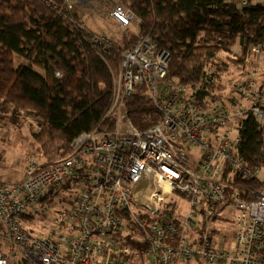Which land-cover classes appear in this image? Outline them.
I'll use <instances>...</instances> for the list:
<instances>
[{
  "label": "built area",
  "instance_id": "1",
  "mask_svg": "<svg viewBox=\"0 0 264 264\" xmlns=\"http://www.w3.org/2000/svg\"><path fill=\"white\" fill-rule=\"evenodd\" d=\"M110 17L123 33L140 23L120 4ZM130 41L106 115L71 154L52 165L34 157L20 182L0 177V264H264V142L256 165L237 155L241 122H264L263 86L250 78L234 103L200 105L183 86L164 85L169 52L140 33ZM250 54L264 60V46ZM142 88L162 117L144 131L124 105ZM247 183L258 187L231 191ZM145 185L155 189L147 204ZM224 204L236 209L231 244L223 236L230 220H219ZM53 209L50 231L32 235L33 219L47 223Z\"/></svg>",
  "mask_w": 264,
  "mask_h": 264
},
{
  "label": "trees",
  "instance_id": "2",
  "mask_svg": "<svg viewBox=\"0 0 264 264\" xmlns=\"http://www.w3.org/2000/svg\"><path fill=\"white\" fill-rule=\"evenodd\" d=\"M97 2L99 14L91 16L77 4L69 7L67 0H0V127L28 122L32 157L46 164L68 157L72 142L92 131L107 113L114 76L131 48L130 36L118 39L97 25L100 19L109 18L115 4L132 10L140 21L132 31L150 37L169 52L164 85L183 86L203 106H226L225 88L219 80L228 62L243 65L251 46H264L263 4L243 6L234 0ZM88 19L99 32L87 26ZM95 36L107 37L111 44L98 46ZM237 45L240 58L231 56ZM15 56L40 71L33 66L16 68ZM228 99L234 103V98ZM124 105L141 131L162 119L145 88L126 98ZM238 131L237 155L256 165L264 142V122L249 116ZM247 187L258 185L247 183L231 191ZM73 200V194L65 198L68 205Z\"/></svg>",
  "mask_w": 264,
  "mask_h": 264
},
{
  "label": "rangeland",
  "instance_id": "3",
  "mask_svg": "<svg viewBox=\"0 0 264 264\" xmlns=\"http://www.w3.org/2000/svg\"><path fill=\"white\" fill-rule=\"evenodd\" d=\"M69 4H77L81 6L83 9L87 10L89 15L99 14L97 12V0H67ZM118 4H115L112 9ZM110 10V12L112 11ZM98 22V21H97ZM97 25L102 26L104 29L111 31L116 38L121 39L124 36H130V40L132 35L136 33H140L137 31H129L123 33L122 30L119 29L117 24L112 20L109 14V18L100 19ZM95 23H92L91 20L88 19L87 26L96 32L98 31V27ZM141 34V33H140ZM132 43V42H131ZM132 46V44H131ZM234 54L231 56L234 58H240L241 50L240 46L237 45L234 48ZM222 58H225L226 55H221ZM245 59V58H244ZM15 67L18 68L20 66H33L28 60L21 59L15 56ZM246 63L243 65L233 64L228 62V67L226 72L222 73V76L219 80V84L221 87L225 88V102H231L228 97L235 99L234 87L242 82L249 80L250 78L255 79L260 86L264 88V60L256 58L251 54L245 59ZM33 69L36 71H40L37 67L33 66ZM32 137L29 132V123L26 121H22L19 126L15 125H6L0 127V177L3 181L7 183H16L20 182L24 178L25 169L33 158L32 154ZM37 157V156H36ZM144 203L147 204L151 195L155 192L153 187H149L145 185L144 187ZM59 201H62V198H59ZM60 208V207H59ZM236 213V209L234 206L230 204H224V207L220 210L219 220L228 219L230 222L226 223L227 233L223 234L224 238H226L227 244H231L234 241V229L231 224L234 215ZM55 212L52 210L50 217L47 218V223L43 222L40 224L38 222L37 216L33 219L32 224L29 226V231L32 235H45L50 230H47L46 227H53V218ZM27 224V223H26ZM29 225V224H27ZM46 229V230H45ZM1 250L2 247H0ZM6 250V249H5ZM172 264H199L197 260L193 261H182L181 259H176L172 262ZM229 264V263H223Z\"/></svg>",
  "mask_w": 264,
  "mask_h": 264
}]
</instances>
